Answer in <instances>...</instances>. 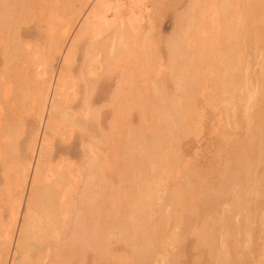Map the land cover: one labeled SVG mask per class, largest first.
Wrapping results in <instances>:
<instances>
[{"label": "rangeland", "instance_id": "obj_1", "mask_svg": "<svg viewBox=\"0 0 264 264\" xmlns=\"http://www.w3.org/2000/svg\"><path fill=\"white\" fill-rule=\"evenodd\" d=\"M26 1L28 2L31 0H26ZM35 1L36 0H32L31 2H28L29 4L24 1L25 4L22 6L24 8H22L21 11L19 10L17 13L13 12L15 14H12L9 17L10 20L13 22V24H11V27L4 26L7 29H4V27H2L3 30L2 29L0 30V36H1L0 38L1 39L0 40V72L3 73V74H0L1 75L0 76L1 77L0 87L2 88V90L0 88V94L2 95L3 93V97L1 96L3 99L2 98L0 99V105H1L0 110L4 117V118L2 117L1 124L3 127L2 130L4 132L6 131L5 129H8L6 133H8L7 141H8L9 146L11 145L10 142H12V144L16 142V147H14L15 145L9 147V152L11 151V149L13 151H11L10 153L8 152L7 155L9 154L10 155L8 156V158L6 157L7 159H5L6 161L10 159L11 165L6 166L8 161L6 163L4 161V163H1L3 166L0 167V172L1 171L3 172L2 174L0 173V196L2 197L1 199H3V200H0V215L2 218H4L3 220L5 222H8L7 220H9V217H10L9 216L10 198H8L9 192H7L8 193L7 196L5 195L7 194L6 184L3 178H5V174H6V177L11 175L10 171L12 170V168H9V167H12V164L14 163L13 157L15 155L14 154L15 151L13 148H17L21 156L26 157L27 159L31 161H33L35 158V155L30 154L32 152L27 151V145L32 139L31 138L32 134L36 133L37 130L39 129L38 128L39 122L37 119L34 118L36 115V112H34L33 110L30 111V109H28L29 106H27L29 105V102H25V101H29L27 100V96L29 95V91L31 90L32 88L31 86L33 85L30 79H33V76H32L33 69L36 66L37 62L41 63L40 68L46 67V57H45L46 55L44 56V54L40 52L42 51L40 49L42 48L46 49L45 46L47 43L46 41L47 36L50 35L49 34L50 28H53L52 27L53 25H51V27H48L49 23L47 22L46 24H44L45 23L44 21H47V19L44 20L43 19L44 17L41 18V16L40 17L38 16L40 12H42V14L45 16V6L50 3V0H48L49 2L47 0H43V2L41 0L40 1L38 0V3L40 2L39 7H35L36 6ZM169 1L168 0H156L157 2L156 4L154 2V4L152 5L150 4L149 6H147L148 10L147 8H145L146 9L145 11L143 10V13H142L143 17H141L142 19L140 18L141 24L147 27L149 26L148 20H152L153 28L149 34L147 33V30H144L145 27L141 29L140 38H141L142 44L141 46H139L136 62H133L134 64H132V61H129V58H127L128 55L124 57L125 61L123 60V65H124V69L127 72L126 73L127 78L125 79L126 81L122 85V94L118 102L116 101V97H114V94L112 93L113 90L115 89V84H114L115 79L113 77L114 76L113 75V61L112 59H108L109 68L106 69L108 70L107 77H111V75L112 77L108 85L109 89H108L107 100L104 102L106 104L104 108V111H105L104 129L101 130V128L98 126V124L94 120L90 121L89 124L90 123L91 124L85 127L87 130H85V128L78 129V127H75L76 131L72 139L76 141V145L74 149L78 153H80V150H81V146L78 141V134L80 133V131L82 130L81 132H84L85 130V132L93 136L90 144H92L91 148L93 150L94 158H97L95 162L96 164L94 165L95 166L97 165L99 167L100 172L98 171L96 175L93 174L95 177L92 176V179H91L90 204H89L90 206H88V212H87L89 215L88 214L86 215L87 220H84V224L87 226L89 231H90V228H92V230L96 228L94 230L92 237L93 236L95 237L97 235L98 238L96 242H98V244L100 245V246L98 245L100 247L98 248L101 251V253L104 255L103 256L99 255L100 252L99 253L97 252L99 250L97 251L96 249L93 250V248H90V246L88 248V247H85L84 245H81L78 247V250L80 252L77 250L76 251L77 254L72 256L73 259L71 258L73 262L72 264H220L221 259H223L225 257L224 255H226V249L228 253L231 255V260L228 261L229 264H264V138L257 139L255 137L257 136L255 131L259 132V129L257 128L260 127V122H261L260 117H258L260 115L257 114L256 112L258 111L259 113L264 112L263 110L264 109V98H263L264 94L262 95L264 91L262 89L261 91L263 92L259 90L255 96L253 95V91H252L253 89L254 91L258 90L259 87H261L260 85L264 84L263 81H262V84L260 82L262 79L264 80V72H263L264 70V44L257 43V39H259V35H257L258 38H256V41L253 40L255 39L256 35L255 37L251 35V34H255L254 33V31L256 32L255 28L256 26H259L261 24L260 23L261 21L257 19V21L254 22V24L250 23L248 25V28H247L248 30H246V28L244 27L242 31L239 33L238 44L235 47L233 46L231 47L233 48L231 50L232 51L231 53L236 58L239 59V63L236 67L237 69L230 70L227 68L228 69L227 71L224 64L221 63L222 61L220 62V60H222L220 56L222 55L223 47L221 45H219L220 47L218 46L223 36L221 35L222 33L221 19H219L218 16L216 17L215 13L210 12V13L204 14V16L202 17V20L204 22L202 23L203 26H200L199 28L197 27L187 28V29L182 28L181 25L185 24L188 19H191V20L193 19L192 18L193 15H190L191 18L182 17V15H185L184 13L189 3V0H183L180 3L175 2L177 0H172V1L169 0ZM41 2L43 3L44 6H41ZM253 2L254 0H248V1L247 0H240V1L239 0H229V1L226 0L225 3L231 5V11L237 10V12L240 13L241 10L243 12L245 11L244 7L249 6V5L252 7V4H254ZM38 3L36 1V4ZM26 5H27V8L25 7ZM31 5H32V8H31ZM77 6L78 4L76 3L75 8H77ZM40 7L41 8L44 7L42 11ZM29 8L31 9L32 13L33 12L36 13L35 9L37 8L36 15L33 13L34 17H33V14H31ZM22 10H23L24 15L22 13ZM145 12L146 13L152 12L151 13L152 15L150 14L151 15L150 16L147 13V15H149L148 17L146 16ZM177 12L180 14L182 13V14L178 15ZM243 12L240 13L241 17L243 16L242 14ZM13 15L14 16L16 15V17L17 15H19V17H17L18 19H16V17L15 18L12 17ZM65 15L67 16V18H69L72 14L71 12L68 11ZM239 17L240 15L231 16L233 23L236 25V26L234 25L235 29H241L242 23L248 20L247 17L245 18V16H243L242 18L245 19L246 21H243L242 18H239ZM18 20L20 23L18 22ZM48 21H51L52 23L50 22V24H53V20H48ZM240 21L242 22L241 24H240ZM12 22H9V24ZM210 22H212L213 24ZM208 24L210 26H208ZM254 25H256L255 28H254ZM201 27H204V29L206 30H204ZM43 29L45 30L43 31ZM55 29H56V32L59 31L58 28H56V26H55ZM249 31L250 32L252 31V33L250 34ZM189 32L191 33V35ZM249 34H250V38H249ZM243 36H244V39H243L244 41L242 40ZM9 37L12 40L13 38L17 40L14 39L13 41H11L9 40ZM5 40L7 41V43L10 41L9 42L10 44L9 43L7 44ZM246 41L248 44L246 43ZM251 41L253 42L255 41L256 43H253ZM33 42H35V44H37L38 42V44L35 45L33 44ZM202 43L204 44L203 47H202L203 45ZM205 43H208V45ZM250 43L252 45H250ZM13 44L15 48L12 47ZM32 44L35 50L32 48L33 53L30 54V52L32 51L31 49ZM213 44H214V48H213ZM38 45H39V49H38ZM41 45H43V47ZM205 45L209 46L210 50L207 51V48L205 47ZM9 48L11 50L14 49L15 51L13 53L16 54L17 56L14 55V57L12 56L9 57V59L11 60H8V63L6 64V61L2 60V57H3L2 55H4L3 52L5 53L6 50L11 51ZM24 48L26 50H24ZM201 48H203L204 51L203 49L200 50ZM29 50L30 52H28ZM205 50H206V53H205ZM28 54L30 56H28ZM27 56L29 57V59H31V64ZM19 59H21L22 62L19 61ZM54 60L55 61L52 62V65L55 69H57L61 61H60V58H56ZM3 61H5V63H3ZM34 62L36 63L34 64ZM110 63L112 66L110 65ZM124 63H126L127 66H125ZM14 65H18V66H14ZM133 65H135V68ZM6 68L8 69L6 70ZM128 70H131V72ZM6 71L8 72L6 73ZM13 71H16V72H13ZM20 72H23L24 74ZM5 73L7 75H5ZM9 75L10 76L13 75V76L10 77ZM77 76L78 75H76V77ZM234 76L236 77V82L235 80H233V82L235 83L236 89H232L231 90L232 92H227V90L224 91V89L221 86H224L226 84V81L229 78H232ZM15 77H17V79ZM245 77L247 79H245ZM13 78L16 79V80L14 79L15 82L11 80ZM180 78H181V81H180ZM237 78H239V80L241 81H237ZM251 78H252L253 83L251 82ZM127 80L131 83H129ZM20 81H23L22 82L23 84ZM26 81L28 82L31 81V82H29L28 84V82ZM19 83L21 84L20 88H18ZM5 85L7 86L5 87ZM24 85H25L24 88L27 90L22 89ZM247 86H249V89ZM13 87H14L15 93L13 92ZM261 88L264 89V85ZM3 89L5 91H3ZM6 89H10L8 93ZM157 90L159 92H157ZM4 92H6V94ZM18 92H19V95L22 94L23 92L24 93L20 97L18 95ZM25 93H28V94H25ZM128 93L130 94V96ZM184 94L189 99L191 98L190 100L189 99L187 100L189 101L188 104L186 103L187 101L184 102V98H186L184 97L185 96ZM260 94L262 95V97ZM17 97H19L20 100ZM179 98L183 99L182 103L184 105L180 103L181 99ZM154 99L156 100V102ZM176 99H178L177 100L178 103L174 101ZM8 100H10L11 103ZM248 100L250 103L248 102ZM13 101H15L17 104ZM174 102H175V105L172 104ZM247 103L251 104V106H249ZM11 104L13 105V107ZM99 106L100 104L98 103L94 105V107L96 108H98ZM173 106L174 107L178 106V107H181L182 109H184L185 107L184 110L186 112L188 113L191 112V114L190 113L189 114L192 117L189 115L187 121H185L186 125L188 124L187 125L188 133L186 132L187 128L186 130L182 129L185 127L181 126L182 130L181 129L178 130L176 128V125L173 122L174 119L173 117L171 118L172 114L170 113L171 109H173L172 108ZM250 107H253V108L251 109ZM244 108L245 109L248 108V110H245ZM10 109H12L13 111L11 110L10 112ZM233 109H236L237 116L235 117H233L232 114H230ZM21 110L23 111L21 112ZM6 111L10 114V116ZM244 111H246V113ZM22 113H25V115H23ZM242 116L244 118L246 116L247 117L246 119H244ZM6 117L7 118L10 117L11 119L9 120L12 121V123L13 122L15 123L11 124L10 122H8L9 120L6 119ZM109 119L112 122L109 121ZM252 120H254L253 121L254 123L252 122L253 124L252 123L250 124V121ZM5 125H7V128ZM152 126L155 127L156 129L152 128ZM171 126L173 128L175 126V128L173 129ZM246 126H249L248 128L250 132H251V129L252 131L254 130L255 132V135L253 134L250 135V138L251 137L252 139L254 138L252 140L253 142L251 145L253 146V144H255L254 145L255 148L254 146L250 147L252 148V152H250L249 147L246 148V149H249L247 151L244 150L245 153L247 152V155L245 156L242 153V156H241V152L243 150H239L240 154H239V151L232 153L231 150L233 148H231V146L232 147L233 145L234 147L236 145L240 146L241 143L243 145L245 144L246 146L247 140H249L247 135L248 133L250 134V132L247 131L248 128ZM88 128L90 129V131ZM13 129L15 130L17 129L18 131L17 132L15 131L16 133H14ZM124 129H127L128 131L127 130L124 131ZM132 129L133 131H131ZM143 129L145 131L147 129V131L145 132ZM10 130H12L13 134L11 133ZM64 131L65 129L62 130V132L60 133V135L63 133V136L61 135V137H64V134L67 133ZM99 133H101V135ZM160 133L161 135H159ZM17 134H19V136H17ZM109 134L111 135V137ZM130 134L132 137L130 136ZM178 134L180 136H178ZM60 135L59 134L57 135L56 140H58V138H61ZM156 136L157 138H155ZM0 137L2 138L3 136H0ZM140 137L141 139H138ZM10 138L12 139V141ZM161 139H164V140H161ZM124 140L126 141V143ZM133 140H134V143H133ZM141 140L143 142H141ZM146 140H148L147 141L148 146H147ZM136 142L138 143L137 145H136ZM152 142H153V145H152ZM129 143L131 145H128ZM149 146L151 147L149 148ZM132 147L134 148V151ZM137 147L139 148V151ZM164 147H165V150H164ZM156 149L159 152L160 151L162 153L164 152L163 154L165 157L162 155L161 152L160 153H158V151L155 152L154 150ZM174 151H175V154H174ZM136 153L138 156L136 155ZM148 154L150 155L151 158L147 157ZM248 154L250 156H248ZM238 155L242 157V160H240L241 165L247 159L251 160L252 163L247 164L249 162V160H247L248 162L247 163L245 162L246 166H244L245 164L243 165L244 169L241 168L242 166H240V164L238 166V164L235 163L236 161L237 163H239L238 161L239 159H241L240 157H238ZM230 156L232 157V159L227 158ZM243 156H244V159L246 160L243 159ZM139 159H141L142 162ZM233 159L234 161H232ZM226 160L227 162H229L228 160H230V162L227 163L228 165H231L229 166L230 169L228 166H226L227 165L225 163ZM243 160L244 162H242ZM72 161H75V160H72ZM76 162L79 168H81V163L78 162L77 159H76ZM138 162L142 165V167ZM146 162H148L149 165ZM230 163L232 164L234 163V164L232 165ZM233 166H235V168L237 166L238 168L240 167L242 170H245V173L244 171L241 172L240 168L235 170ZM247 166H250V167H247ZM5 167H8V168H5ZM226 167L228 168V170L226 169ZM246 167L250 171L246 170ZM231 168H233L235 171L233 169L231 170ZM191 169L195 171L196 174L199 175L198 180L203 175L204 176L203 178L201 177V179H205V178L206 179L203 181L200 179L199 183L198 181H190L191 183H193V185L188 184L187 186L185 181H187V179H190L191 174L189 173H191L192 171ZM224 169L227 172L229 170L233 172H237V174L233 173L235 174L233 176L231 172H228V175L225 174L226 175L225 176L223 175L225 173ZM141 170H144V171H141ZM222 171H224V173ZM221 172L223 173L222 175L225 176L226 178L221 177ZM246 172L248 173L247 175H246ZM187 173L190 176H187L188 175ZM195 173L193 172L194 176L192 174L194 179L197 177ZM240 174L242 175L240 176ZM219 175L221 178L219 177ZM184 177H186V180ZM208 178H209V181H208ZM233 179L234 181H232ZM195 180H197V178ZM222 181L224 182V184ZM228 182L230 183V185ZM81 183L82 182L79 181L78 185L82 186ZM141 184L144 186H142ZM197 185H198V188H197ZM190 186H193L192 189H190L191 191L189 190ZM194 186L196 189L194 188ZM203 191L209 192L206 195V196H209V199L212 201L209 204H213L216 208H214L213 211H210V213H208V211H204L200 215H193V212L196 211L193 204L202 203L203 194L199 195V193L200 192L202 193ZM179 192L180 194H184V195L180 196ZM188 192L189 194H187ZM147 193L149 195H147ZM141 194L147 195L146 196L147 198L145 197V195L141 196ZM194 194H195V197H194ZM213 194L216 196H214ZM235 194L237 195L235 196ZM25 195H26V191L24 192L23 197ZM174 195H175V198H174ZM185 195H187V198ZM188 195L189 197H192L191 195H193V198H194L193 202H191V198H189ZM3 196H6L8 199L4 197L6 199L4 200ZM239 196L240 198H238ZM178 197H180L182 200H180V198ZM216 197L217 198L220 197L219 198L220 200L216 199ZM236 197L240 201L238 200L236 202ZM233 202H234L235 207L233 206ZM222 203L223 204L225 203V204L223 205ZM238 204L240 205V207ZM183 205L185 206L184 208L186 210H182L181 207H183ZM236 205H238V209ZM172 206L175 210L172 208ZM189 207H192V208H189ZM24 209L25 207L23 206V203H22L20 207V212H23ZM119 209L121 210L120 213H119ZM184 216L186 217L184 218V221L185 219H192L189 226L187 225V227H185L183 223H180L182 219L181 217H184ZM129 217H131V219ZM146 218H147V222H146ZM18 221H20L19 217H18ZM202 221H204L205 224L207 225L203 224ZM151 225H153V227ZM180 225L183 227H181ZM142 226L145 227L146 232L147 231L149 232L147 237H149V235L152 234V231H153L154 235L153 234L151 235L153 240L155 241V243L157 241L160 242L159 244H157L158 242L156 243L158 245L157 247L154 244L153 247L148 248L147 244L150 241L148 239L149 242H147V239L143 237L144 234L141 231ZM162 228H164L165 231H163L164 229ZM98 230L100 232H97ZM203 230L208 231V233L213 235L214 237V241H213L214 251L213 252L210 250V247L209 249L207 248L208 245L207 247H205L199 241V238H198L199 233L198 234L196 233L200 232L203 234L204 232ZM172 231L177 232V233H173ZM91 233L92 232H90V234L88 235L90 236ZM137 235L139 236V238H137L138 237ZM205 235L207 234L205 233ZM112 236L114 237L112 238ZM153 236H155V238ZM171 236H173L172 240H171ZM197 240H198V244L196 242ZM102 241L103 243H105L104 247L101 246ZM143 242H145L146 244L144 243L145 244L144 245ZM166 242H167V245H165ZM137 243L143 246H140ZM233 245H234V248H233ZM227 246H230V247H227ZM141 247L143 248V250H139L141 249ZM145 247L150 252L145 251L144 250ZM104 248L106 249L104 250ZM151 248L152 249L155 248V249L152 250ZM159 248H161V251ZM83 250L85 251L84 255H83L84 253ZM107 250H108V255H107ZM141 251H143L144 254ZM158 251L162 253L160 254L158 253ZM133 252H136V253H133ZM148 253L150 254V257ZM146 256H148L149 258Z\"/></svg>", "mask_w": 264, "mask_h": 264}, {"label": "bare ground", "instance_id": "obj_2", "mask_svg": "<svg viewBox=\"0 0 264 264\" xmlns=\"http://www.w3.org/2000/svg\"><path fill=\"white\" fill-rule=\"evenodd\" d=\"M24 1L26 3H28V2H31L32 0L28 1V2L26 0H0V30L4 26H6V27L10 26L11 27V24H13V22L10 20L9 17L12 14L17 13L19 10L21 11V9L24 8V7H22L25 4ZM36 1L38 3V0H36ZM36 1H35V5H36L35 7H39L40 2L38 4H36ZM41 1L43 2V0H41ZM181 1H183V0H177L175 2L180 3ZM42 2H41V6H44ZM154 2H155V4L157 3L156 0H50V3L45 6V16L42 14V12H40L41 15L38 14L39 17L40 16H41V18L44 17L43 18L44 20L47 19V21L43 20L45 22L44 24H46V22H47V23H49L48 27H51V25H53L52 26L53 28H50V30H49L50 35H48L49 37L47 36V40H46L47 43L45 46L46 49L45 48L40 49V50H42L40 52H42V54H44V56L46 55L45 56L46 57V67L40 68L41 63L37 62L38 65L36 64V66L34 67L33 74L31 72L33 79H30V80L32 81L33 85L31 86L32 87L31 90L30 91L28 90L29 91V95H28L29 97L27 96V100H29V101H25V102H29V105H27V106H29L28 109H30V111L33 110L34 112H36V115L34 118L37 119L39 122V126H38L39 129L37 130L36 133L32 134V137H31L32 139L27 145V151L32 152L30 154L35 155V158L33 161H31V160L27 159L26 157L21 156V154L17 148H13L15 151L14 152L15 155L13 157L14 163L12 164V167H9V168H12L11 171L9 170L11 172V175H10L11 177L10 176L6 177V174H5V178H3V180L5 181V184H6V193L9 192L8 198H10V201L9 200L8 201L10 202V213H9L10 217H9V220H7L8 222H5L3 220L4 218H2L0 215V264H72L73 262H72L71 258L73 259L72 256L77 254L76 251L78 250L79 246L84 245L85 247H88V248L90 246V248H93V250L94 249H96V251L99 250L100 245L98 244V242H96V240L98 238L97 235L95 237L93 236L94 238L92 237L94 230L96 228L94 230H92V228H90V231H89L87 226L84 224V220H87L86 215L88 214L87 213L88 212V206H90L89 204H90L91 179H92V176H94L93 174L96 175L97 172L99 171V167L97 165L96 166L94 165V164H96L95 162H96L97 158H94L93 150L91 148L92 144H90L93 136L91 134H88L87 132H85V130H87L85 127H87L88 125L91 124V123L89 124L90 121L94 120V121H96L98 126L101 128V130L104 129V126H105L104 125L105 124L104 108L106 106V104L104 102L107 100L108 89H109L108 85H109V81H111V77H112V75H111V77H107V74H108L107 71L108 70H106V69L109 68L108 59H112V61H113V75H114L113 77L115 79V82H114L115 89L113 90L112 93L114 94V97H116V101L118 102L120 100L121 94H122V85L126 81L125 79L127 78V74H126L127 72L124 69V65H123L124 57L128 55L127 58H129V61H132V64H134L133 62H136V58L138 55V49H139V46H141V44H142L141 38H140L141 29L143 27H145L144 30H147V33L149 34L153 28V24H152L153 21L152 20H148L149 26H147V27L143 26L141 24V19H142L141 17H143L142 13H143V10L144 11L146 10L145 8H147V6H149L150 4L151 5L154 4ZM225 2H226V0H189V3L187 5V8H186L185 13H184L185 15H182V17H190L191 18L190 15H193V17H192L193 19L192 20L188 19L185 24L181 25V27L186 28V29L187 28H194V27L199 28L200 26H203L202 23H204V22L202 20V17L204 16V14L210 13V12L215 13L216 17L218 16V18L221 19V22H222V30L221 31L223 34L221 33V35H223V36L221 38V42H222V40H223V42H222V44H221V42L220 43L218 42L219 43L218 46L221 45L223 47V49H222L223 52H222V55L220 56V58L222 60H220V62L222 61L221 63L224 64L226 70L228 71V69H230V70L237 69L236 67L239 63V59L236 58L231 53L232 52L231 50L233 49L231 47L232 46L235 47L238 44L239 33L242 31V29L245 27L246 30H248L247 29L248 25L250 23L254 24V22H256L257 19H259L261 21L260 22L261 24L259 26L254 25V28L256 26V28H255L256 32L253 30L255 34H251L252 31L251 32L249 31V32L254 37L256 35L255 39H253L255 41H256V38H258L257 35H259L260 40L257 39V43L264 44V0H254V2H253L254 4H252V7L249 5V6L244 7L245 8L244 12L241 10V12H243L242 13L243 16H245V18L247 17V19H248L247 21L242 18L243 16L241 17V14H240L241 12L238 13L237 10L231 11V5L226 4ZM76 3L78 4L77 8H75ZM177 3H176V5H177ZM231 4H232V2H231ZM32 5H31V8H32ZM25 7L27 8V5ZM43 8L40 7L41 11L43 10ZM29 10L31 12L30 8H29ZM35 10L37 13V8ZM147 10H148V8H147ZM68 11L71 12V14H72L69 18H67V16L65 15ZM13 12H15V13H13ZM22 13H23V10H22ZM33 13L31 12V14H33ZM36 13H34V14L36 15ZM147 13L150 15L152 12H150V13L147 12ZM147 13H146V16L149 17V15H147ZM34 14H33V17H34ZM181 14L178 13V15H181ZM19 15H20V13H19ZM19 15H17V17H19ZM23 15H24V13H23ZM233 15H235V16L240 15L239 18H242L243 21H246L244 23H242L240 21V24L242 23L241 29H235L234 28L235 24L233 23V20L231 18V16H233ZM25 16H26V14H25ZM12 17L15 18L16 15L15 16L13 15ZM17 17H16V19H18ZM16 19H14V20H16ZM29 19H31V18H29ZM12 20H13V18H12ZM48 20H53V24H50L51 21H48ZM9 22H12V23L9 24ZM18 22H19V20H18ZM210 23H212V22H210ZM240 24H239V26H240ZM55 26H56V28H58L59 31L56 32ZM208 26H210V25L208 24ZM6 27H4V29H7ZM251 27H252V25H251ZM201 28L204 29V27H201ZM41 30H42V28H41ZM44 30L45 29H43V31ZM204 30H206V29H204ZM217 31H218V29H217ZM219 32H220V30H219ZM250 34H249V38H250ZM190 35H191V33H190ZM5 36H6V34H5ZM11 36H12V34H11ZM252 36H251V38H252ZM0 38H1V36H0ZM14 39L15 38H13V40ZM243 39H244V36H243L242 40ZM9 40L13 41L10 37H9ZM15 40H17V39H15ZM205 41H206V39H205ZM255 41L254 42L251 41V42L256 43ZM6 43H7V41H6ZM246 43H247V41H246ZM33 44H35V42H33ZM33 44L31 46V49L32 48L34 49ZM37 44H38V42H37ZM37 44H35V45H37ZM205 44L208 45V43H205ZM207 45H205V47L207 48V51H208V50H210V47ZM250 45H252V44L250 43ZM41 46L43 47V45H41ZM203 46H204V44L202 45V47ZM12 47H14V44ZM213 48H214V44H213ZM33 49L31 52H30V50L28 52H30V54H32ZM38 49H39V45H38ZM202 49L203 48H201L200 50H202ZM24 50H26V49L24 48ZM14 51H15L14 49L11 51L6 50L5 53L2 51L4 54V55H2L3 56L2 60H5L6 64L8 63V60H11V59H9V57H11V56L14 57V55H16L13 53ZM203 51H204V49H203ZM2 52H1V54H2ZM17 52H18V50H17ZM205 53H206V50H205ZM28 56H30V55L28 54ZM18 57H19V55H18ZM38 57H39V55H38ZM56 58H60V61H61L60 65L58 66L57 69H55L52 65V62L55 61L54 59H56ZM14 59H16V58H14ZM28 59H29V57H28ZM29 60H30V64H31V59H29ZM38 60H40V59H38ZM5 61H3V63H5ZM19 61H21V59H19ZM14 63H16V62H14ZM35 63L36 62H34V64ZM129 63H131V62H129ZM42 64H44V63H42ZM124 64H125V66H127L126 63H124ZM110 65H111V63H110ZM14 66H18V65H14ZM31 66H33V65H31ZM133 66L135 68V65H133ZM181 67H182V65H181ZM7 69L8 68H6V70ZM30 69H31V67H30ZM128 71L131 72V70H128ZM7 72L8 71H6V73ZM13 72H16V71H13ZM17 72H18V70H17ZM263 72H264V70H263ZM6 73H5V75H7ZM20 73H23V72H20ZM0 74H3V73L0 72ZM76 75H78V76L76 77ZM11 76H13V75H11ZM22 76H24V75H22ZM19 77H20V75H19ZM15 78L17 79V77H15ZM15 78H13L11 80H13V82H15L14 81ZM22 79H23V77H22ZM245 79H247V78L245 77ZM233 80H235V82H236L235 76L232 78H229L227 81L225 80L226 84L224 86H221L224 89V91L227 90V92H232L231 91L232 89H236V86H235V83L233 82ZM260 80H261V78H260ZM31 81H29V82H31ZM180 81H181V78H180ZM237 81H241V80H239V78H237ZM262 81L264 82V80L262 79L260 81L261 84H262ZM20 82L22 83L23 81H20ZM26 82H28V81H26ZM29 82H28V84H29ZM251 82H252V78H251ZM129 83H131V82H129ZM3 84H4V82H3ZM263 85H260V86L262 87ZM6 86L7 85H5V87ZM20 86H21V84L19 83L18 88H20ZM249 86H247L248 89H249ZM257 86H258V84H257ZM24 87H25V85L23 86V88L22 87L21 88L24 90L25 89ZM261 87H259V89L257 88L258 90H255V91H254V89L252 90L254 96L258 93L259 90L261 91V89H262L264 91V89ZM222 88H220V89H222ZM253 88H255V87H253ZM250 89H252V88H250ZM1 90H2V88H1ZM6 90L8 93L10 89H6ZM25 90H27V89H25ZM176 90H178V89H176ZM3 91H5V90L3 89ZM14 91L15 90L13 87V92ZM141 91H142V89H141ZM263 91H261V92H263ZM19 92H18V95H19ZM157 92H159V91L157 90ZM4 93L6 94V92H4ZM22 94H20L19 96L21 97ZM25 94H28V93H25ZM263 94H264V92L262 93V95ZM189 95H190V93H189ZM231 95H232V93H231ZM262 95H261V97H262ZM1 96L3 97V93H2V95L0 94V99L2 98ZM129 96H130V94H129ZM184 97H186V95ZM4 98H5V96H4ZM17 98L19 99V97H17ZM23 98H25V97H23ZM172 98H173V96H172ZM179 99H181V98H179ZM188 99H189L188 97L184 98V102H186ZM10 100H8V101L11 103ZM177 100L178 99H176L174 101H176L178 103ZM4 101H5V99H4ZM13 102H15V101H13ZM155 102H156V100H155ZM182 102H183V99H181L180 103H182ZM188 102L189 101H187L186 103L188 104ZM243 102H245V101H243ZM248 102H249V100H248ZM97 103L100 104V106L98 108L94 107V105ZM172 104L175 105V102ZM5 105H6V103H5ZM182 105H184V104L182 103ZM248 105L251 106V104H248ZM259 105H261V104H259ZM25 106H26V104H25ZM12 107H13V105H12ZM4 108H5V106H4ZM172 108L173 109H171V111H170L172 116L171 115L170 116H171V118L173 117V119H174L173 122L175 123L176 128L179 130V129H181V126H182V127H185L182 129L186 130L188 124L186 125L185 121H187L191 112H189L190 114L188 112H186L184 110L185 107H184V109H182L181 107H178V106L177 107L173 106ZM250 108L252 109L253 107H250ZM0 109H1V105H0ZM11 110L12 109H10V112H11ZM245 110H248V108ZM22 111L23 110H21V112ZM249 111H251V110H249ZM26 112H28V111H26ZM244 112L246 113V111H244ZM126 113H127V111H126ZM248 113H250V112H248ZM253 113H251V114H253ZM256 113L260 115L258 117H260L261 122L259 121L260 127L257 128V129H259V132L255 131L257 134V136H255V137L257 139L258 138L262 139V138H264V112L259 113V111H258ZM16 114H18V113H16ZM22 114L25 115V113H22ZM230 114H232L233 117L237 116L236 109H233ZM117 115H119V114H117ZM9 116H10V114H9ZM2 117H3V115H2L1 110H0V134H1L0 136H3L2 138L0 137L1 138L0 139V142H1L0 143V167L3 166L1 163H4V161H5V163L8 161L7 162L8 165L6 164V166L11 165L10 159L7 161L5 159H7L8 156L10 155V154L7 155L9 152V147L14 146V145H15L14 147H16V142H14V144H12V142H10V144H11L10 146L8 144V141H7L8 133H6L8 129H5L6 130L5 132L2 130V128H3L2 124H1ZM7 117H6V119H8V120L11 119L10 117L9 118H7ZM246 117L245 118L243 117V118L246 119ZM110 119H109V121H111ZM253 121L254 120L250 121V124ZM8 122H10L11 124L15 123V122L12 123V121H10V120ZM259 122H258V124H259ZM7 125H5L6 128H7ZM75 127H78V129L85 128V130H84L85 133L81 132L82 131L81 130L80 133L78 134V141H79V144L81 146L80 153H78L74 149L75 145H76V141L74 139H72L73 135L75 134V131H76ZM124 127H125V125H124ZM246 127L248 128L249 126H246ZM127 128H128V126H127ZM152 128H155V127L152 126ZM174 128H175V126H174ZM64 129H65L64 132H67V133L64 134V137H61V135L63 136V133L61 135H60V133ZM94 129H96V128H94ZM253 129H255V128H253ZM13 130H14V133H16L18 131L17 129L16 130L13 129ZM125 130H127V129H124V131ZM10 131L12 133V130H10ZM89 131H90V129H89ZM131 131H133V129ZM144 131H143V133H144ZM146 131H147V129H146ZM157 131H158V129H157ZM187 131H188V128H187L186 132ZM247 131H249V128L247 129ZM117 132H116V134H117ZM255 132H254V130L252 131V129H251L250 134L248 133V135H247V137L249 138V140H247L248 145L246 144V146H245V144L243 145L242 143L240 144V146L236 145L234 147V145H233V147L231 146V148H233V149L232 150L230 149L231 152L233 153V152H238L239 150H243L241 152V156H242V153H243V155L246 156L247 152L245 153L244 150L247 151L249 149H246V148H248V147L250 148L252 146L251 144H252V142H253L252 140L254 138L253 139H252V137L250 138V135L251 134L255 135ZM11 133H10V135H11ZM20 134H22V133H20ZM58 134L60 135L61 138H58V140H56V137ZM99 134L101 135V133H99ZM131 134H130V136H131ZM179 134H178V136H180ZM104 135H105V133H104ZM159 135H161V133ZM176 135H177V133H176ZM17 136H19V134H17ZM15 137H14V139H15ZM110 137H111V135H110ZM125 137H126V135H125ZM245 137H246V135H245ZM155 138H157V136ZM105 139H106V137H105ZM138 139H141V137ZM171 139H172V137H171ZM161 140H164V139H161ZM11 141H12V139H11ZM14 141H16V140H14ZM147 141L148 140H146V143H147ZM141 142H143V141L141 140ZM125 143H126V141H125ZM133 143H134V140H133ZM137 144L138 143L136 142V145ZM128 145H131V144L129 143ZM149 145H150V143H149ZM152 145H153V142H152ZM254 145L255 144H253V146ZM147 146H148V143H147ZM150 147L151 146H149V148ZM155 147H157V146H155ZM254 148H255V146H254ZM254 148H253V150H254ZM164 150H165V147H164ZM11 151H13V150L11 149ZM133 151H134V148H133ZM138 151H139V148H138ZM154 151L156 152L158 150L156 149ZM160 152L158 151V153H160ZM250 152H252V148H250ZM139 153H141V152H139ZM163 153H162V155L164 156ZM174 154H175V151H174ZM239 154H240V151H239ZM136 155H137V153H136ZM148 155H147V157H150V155L149 156ZM241 156L238 155V157L241 158L238 161L239 163H237V161L235 163L238 164V166L240 164V166H242L241 168L244 169V166H246V163L248 162L247 160H249V159L246 160V159H244V156H243V159L246 160L245 161L246 163L243 160L242 162H244V163L241 165V161H240V160H242ZM248 156H250V155L248 154ZM152 157H153V155H152ZM154 158H155V156H154ZM227 158L232 159L231 156L227 157ZM11 159H12V157H11ZM76 159L78 162L81 163V168H79V166L77 165ZM72 160H75V161H72ZM139 160L142 162L141 159H139ZM236 160H238V159H236ZM228 161L230 162V160H228ZM232 161H234V159ZM148 162H150V161H148ZM148 162H146V163H148ZM229 162H227V160H226L225 163L227 164ZM249 163L251 164L252 161L249 160V162L247 164H249ZM230 164H232V163H230ZM148 165H149V163H148ZM148 165H146V166H148ZM151 166H153V165H151ZM226 166L229 167L231 165L227 164ZM238 166L236 168H235V166H233V167L236 170V169L240 168V167L238 168ZM138 167H140V166H138ZM141 167H142V165H141ZM247 167H250V166H247ZM247 167H246V170H249V169H247ZM5 168H8V167H5ZM156 169H157V167H156ZM226 169L228 170L227 167H226ZM229 169H230V167H229ZM232 169L233 168H231V170ZM251 170H252V168H251ZM135 171H136V169H135ZM141 171H144V170H141ZM192 171H191V173H189V174H191L192 179L190 177V179H187V181H185L187 186H188V184L193 185V183H191L190 181H198V183H199L201 177L203 178V176H204V175L201 176L198 180L199 175L196 174L195 171H193L195 173V175L197 176V177L195 176L197 178V180H195L196 178L194 179V177H193L194 174ZM242 171H244V173H245V170L241 169V172ZM222 172L224 173V171H222ZM222 172H221V177H225L226 175H228V172H231L232 174L233 173L237 174V172H233L230 170L228 172L225 170L224 174ZM241 172H239V173H241ZM247 172H246V175L248 174ZM0 173L2 174L3 172L1 171ZM189 174L187 176H190ZM192 174H193V176H192ZM222 174L223 175L226 174V175L223 176ZM232 174H230V175H232ZM235 174H233V176ZM128 175H129V173H128ZM241 175L242 174H240V176ZM184 176H186V175H184ZM219 177H220V175H219ZM184 178L186 180V177H184ZM235 178H237V177H235ZM205 179H201V180L203 181ZM182 180H184V179H182ZM225 180H227V179H225ZM79 181L82 182L81 183L82 186L78 185ZM208 181H209V178H208ZM232 181H234V179ZM222 182H221V184H222ZM195 183H197V182H195ZM232 183H231V185H232ZM223 184H224V182H223ZM229 185H230V183H229ZM142 186H144V185H142ZM181 186H183V185H181ZM195 186H194V188H195ZM202 186H201V188H202ZM223 186H225V185H223ZM190 187H189V190L192 189L193 186H190ZM70 188H71V190H70ZM197 188H198V185H197ZM197 190H199V189H197ZM25 191H26V195L23 197V194ZM205 191H203L202 193L201 192L199 193V195L203 194L201 204H197V203L193 204L192 203L194 205L195 210L197 211V212L196 211L193 212V215H200L204 211H208V213H210V211H213V209L216 208L213 204H209L212 201L209 199V196H206L209 192H205ZM17 194H18V196H17ZM179 194H180V192H179ZM185 194H186V192H185ZM187 194H189V192ZM190 194H191V192H190ZM192 194H193V192H192ZM5 195L7 196L8 193ZM142 195H145V194H141V196ZM147 195H149V194L147 193ZM147 195H145V197ZM181 195H184V194H180V196ZM236 195L237 194H235V196ZM6 196H3V198ZM138 196H137V198H138ZM177 196H178V194H177ZM185 196L187 198V195H185ZM191 196L192 197H189V195H188V197L191 198V202H193V199H194L193 195H191ZM214 196H216V195H214ZM218 196H219V194H218ZM194 197H195V194H194ZM1 198L2 197L0 196V200H3ZM146 198H144V199H146ZM174 198H175V195H174ZM178 198H180V197H178ZM219 198L220 197H218V198L216 197V199L220 200ZM238 198H240V196ZM142 199H143V197H142ZM169 199H170V197H169ZM4 200H6V199L4 198ZM138 200H139V198H138ZM180 200H182V199L180 198ZM238 200L239 199H237V197H236V202ZM234 202H233V206L235 207ZM22 203H23V206L25 207V209L23 212H20V207H21ZM173 205H175V204H173ZM238 205H236L237 209H238ZM184 207H185L184 205H183V207H181L182 210H186ZM239 207H240V205H239ZM172 208H173V206H172ZM189 208H192V207H189ZM120 211L121 210L119 209V213H120ZM114 215H115V213H114ZM18 217H19L20 221H18ZM119 217H120V215H119ZM129 218L131 219V217H129ZM181 218L182 219H181L180 223H183L185 227H187V225L189 226L190 222L192 221V219H185V221H184V218H186L185 216L181 217ZM123 221H125V220H123ZM123 221H122V223H123ZM126 221H127V219H126ZM146 222H147V218H146ZM202 222H203V224H205L204 221H202ZM88 225H90V224H88ZM205 225H207V224H205ZM151 226L153 227V225H151ZM181 227H183V226H181ZM141 228H142L141 231L144 234L143 237H145V239H147V242L150 241L147 244L148 248L153 247L154 244L157 247L158 246L157 244H159L160 242L157 241V239H156V241L158 242V243L156 242L157 243L156 244L155 241L153 240V238L151 236L153 234V231H152V234H150L149 237H147L149 232L148 231L146 232V229L144 226H142ZM109 229H110V227H109ZM162 229H164V228H162ZM206 230H203V231L207 235H205L204 232H203V234L200 232H197L196 234L199 233L198 238H199L200 243H202L205 247H207V245H208L207 248L209 249V247H210V250L213 252L214 251V248H213L214 237H213V235L209 234L208 231H206ZM163 231H165V229ZM90 232H92V233L89 236L88 234H90ZM97 232H100V231L98 230ZM173 233H177V232H173ZM99 235H100V233H99ZM138 235H139V233H138ZM100 237H102V236H100ZM113 237L114 236H112V238ZM153 237L155 238V236H153ZM172 237L173 236H171V240L173 239ZM137 238H139V236ZM162 238H164V237H162ZM148 239H149V241H148ZM163 240H165V239H163ZM135 242H137V241H135ZM145 242H143V244ZM163 242H165V241H163ZM196 242L198 244V240ZM137 244H139V243H137ZM139 245L143 246L141 244H139ZM165 245H167V242L165 243ZM199 245H201V244H199ZM101 246L102 247L105 246V243H103V241H102ZM227 247H230V246H227ZM155 248H153V249H155ZM233 248H234V245H233ZM105 249L106 248H104V250ZM159 249L161 251V248H159ZM139 250H143V248L141 247V249H139ZM144 250L147 252H150V251H148V249L146 247ZM83 252H84L83 253V255H84L85 251L83 250ZM97 252L98 253L100 252L99 255H101V256L104 255L101 253L100 250ZM141 252L143 253V251H141ZM133 253H136V252H133ZM156 253H157V251H156ZM158 253L161 254L162 252L158 251ZM107 255H108V250H107ZM148 255L150 257L149 253H148ZM224 256L225 257L223 259H221L220 264H229L228 261L231 260V255L228 253L227 249H226V255H224ZM146 257H148V256H146ZM142 259H144V258H142ZM103 260H105V259H103Z\"/></svg>", "mask_w": 264, "mask_h": 264}]
</instances>
